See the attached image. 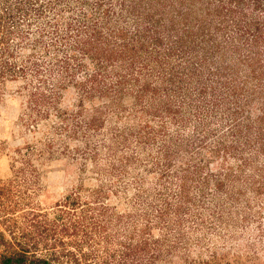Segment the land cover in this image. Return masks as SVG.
Masks as SVG:
<instances>
[{"label":"rangeland","instance_id":"1","mask_svg":"<svg viewBox=\"0 0 264 264\" xmlns=\"http://www.w3.org/2000/svg\"><path fill=\"white\" fill-rule=\"evenodd\" d=\"M17 4L0 264H264V0Z\"/></svg>","mask_w":264,"mask_h":264},{"label":"trees","instance_id":"2","mask_svg":"<svg viewBox=\"0 0 264 264\" xmlns=\"http://www.w3.org/2000/svg\"><path fill=\"white\" fill-rule=\"evenodd\" d=\"M19 7L18 4L15 8H11L10 5L7 7H0V82L7 77L14 76L13 78H15L17 76V71L22 70H20V68L15 69V65L12 63L13 52L10 45V41H19L21 38V35L16 32L20 30L17 22L18 19L16 18L18 14H21V9ZM26 259L27 251H17L4 257L1 263L21 264ZM35 261L39 264H49L44 260Z\"/></svg>","mask_w":264,"mask_h":264}]
</instances>
